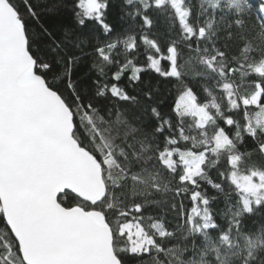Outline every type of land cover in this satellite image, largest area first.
<instances>
[{
  "label": "snow or ice",
  "instance_id": "snow-or-ice-1",
  "mask_svg": "<svg viewBox=\"0 0 264 264\" xmlns=\"http://www.w3.org/2000/svg\"><path fill=\"white\" fill-rule=\"evenodd\" d=\"M257 217L264 0H0V264H264Z\"/></svg>",
  "mask_w": 264,
  "mask_h": 264
},
{
  "label": "trees",
  "instance_id": "trees-1",
  "mask_svg": "<svg viewBox=\"0 0 264 264\" xmlns=\"http://www.w3.org/2000/svg\"><path fill=\"white\" fill-rule=\"evenodd\" d=\"M169 104H171V99H169ZM254 219L256 220V222L253 223L252 220H249L247 223V227L252 230H258L262 225H264V217H257Z\"/></svg>",
  "mask_w": 264,
  "mask_h": 264
}]
</instances>
